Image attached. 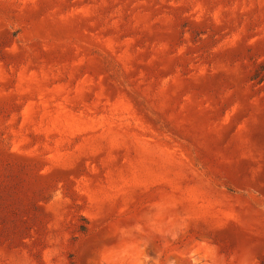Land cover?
Here are the masks:
<instances>
[{
	"label": "rangeland",
	"instance_id": "obj_1",
	"mask_svg": "<svg viewBox=\"0 0 264 264\" xmlns=\"http://www.w3.org/2000/svg\"><path fill=\"white\" fill-rule=\"evenodd\" d=\"M264 0H0V264H264Z\"/></svg>",
	"mask_w": 264,
	"mask_h": 264
},
{
	"label": "trees",
	"instance_id": "obj_2",
	"mask_svg": "<svg viewBox=\"0 0 264 264\" xmlns=\"http://www.w3.org/2000/svg\"><path fill=\"white\" fill-rule=\"evenodd\" d=\"M263 80H264V76L261 78V80H260V81L262 82Z\"/></svg>",
	"mask_w": 264,
	"mask_h": 264
}]
</instances>
